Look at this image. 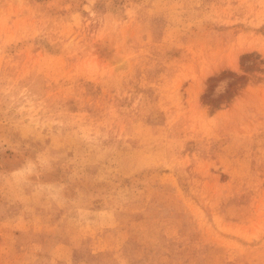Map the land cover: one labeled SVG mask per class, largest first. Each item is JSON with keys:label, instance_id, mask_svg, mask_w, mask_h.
Masks as SVG:
<instances>
[{"label": "rangeland", "instance_id": "obj_1", "mask_svg": "<svg viewBox=\"0 0 264 264\" xmlns=\"http://www.w3.org/2000/svg\"><path fill=\"white\" fill-rule=\"evenodd\" d=\"M0 264H264V0H0Z\"/></svg>", "mask_w": 264, "mask_h": 264}]
</instances>
